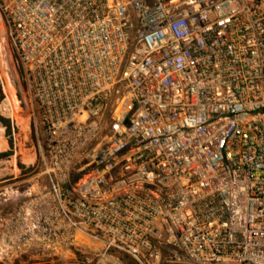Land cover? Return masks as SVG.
I'll return each mask as SVG.
<instances>
[{"label":"built area","instance_id":"1","mask_svg":"<svg viewBox=\"0 0 264 264\" xmlns=\"http://www.w3.org/2000/svg\"><path fill=\"white\" fill-rule=\"evenodd\" d=\"M0 15L44 180L0 193L21 200L0 264H264V0H0Z\"/></svg>","mask_w":264,"mask_h":264},{"label":"rangeland","instance_id":"2","mask_svg":"<svg viewBox=\"0 0 264 264\" xmlns=\"http://www.w3.org/2000/svg\"><path fill=\"white\" fill-rule=\"evenodd\" d=\"M0 19L4 29L0 31V81L3 85V98L0 101V106L3 102L12 103L16 100L19 104L18 120L26 124V128L22 129L21 124L17 123L18 120L5 117L0 113L3 118L10 120L11 127L15 131L17 145L16 152H14V142L11 135H7L5 128L0 125L7 144L6 150L1 152L0 155L5 153L10 154L7 157L0 158V193H3V190L10 189L11 187L23 191L36 182L40 174L38 150L39 145L42 144V135L19 69L13 64L14 54L7 38L4 20L1 15ZM24 156L30 157L32 159L31 163H24ZM38 181L44 183L42 177H39ZM20 203V199L5 203L1 197L0 218L5 217L10 211L19 206ZM5 264H42V261L39 257H21ZM68 264L72 263L69 262Z\"/></svg>","mask_w":264,"mask_h":264},{"label":"bare ground","instance_id":"3","mask_svg":"<svg viewBox=\"0 0 264 264\" xmlns=\"http://www.w3.org/2000/svg\"><path fill=\"white\" fill-rule=\"evenodd\" d=\"M2 26L3 25H2L1 19H0V31L3 29ZM18 111H19V104L16 100H14L12 103L3 102L0 106V113L3 116L9 117V118H12L15 120H18V118H19L18 117ZM18 121H17V123L21 124L22 129L26 128V124H24L21 120H20L21 122L20 121L18 122ZM6 145L7 144H6L4 137H3V130L0 127V153L6 150V147H7ZM23 161H24V163L29 164V163H31L32 159L28 156H24Z\"/></svg>","mask_w":264,"mask_h":264},{"label":"trees","instance_id":"4","mask_svg":"<svg viewBox=\"0 0 264 264\" xmlns=\"http://www.w3.org/2000/svg\"><path fill=\"white\" fill-rule=\"evenodd\" d=\"M2 98H3V93H2L1 83H0V101L2 100ZM0 125L5 128L6 134L10 136L11 135V122H10V120L3 118L0 115ZM9 155L10 154H8V153L1 154L0 158L7 157Z\"/></svg>","mask_w":264,"mask_h":264}]
</instances>
